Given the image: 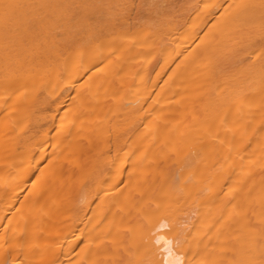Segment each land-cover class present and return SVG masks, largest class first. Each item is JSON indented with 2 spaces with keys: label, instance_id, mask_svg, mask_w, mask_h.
Returning <instances> with one entry per match:
<instances>
[{
  "label": "bare ground",
  "instance_id": "6f19581e",
  "mask_svg": "<svg viewBox=\"0 0 264 264\" xmlns=\"http://www.w3.org/2000/svg\"><path fill=\"white\" fill-rule=\"evenodd\" d=\"M0 264H264V0H0Z\"/></svg>",
  "mask_w": 264,
  "mask_h": 264
}]
</instances>
